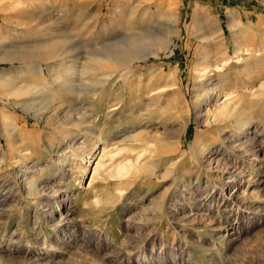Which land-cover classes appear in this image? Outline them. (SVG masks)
<instances>
[{
    "label": "rangeland",
    "instance_id": "1",
    "mask_svg": "<svg viewBox=\"0 0 264 264\" xmlns=\"http://www.w3.org/2000/svg\"><path fill=\"white\" fill-rule=\"evenodd\" d=\"M1 8L9 43L63 42L64 53L52 61L0 62L13 84L54 85L61 60L75 70L73 85L115 83L99 100L59 95L74 102L46 124L34 111L40 105H32L45 98L23 108L0 92V111L17 122V137L31 139L10 148L0 124V264H264V0H0ZM169 13L178 17L179 35L168 49L129 71L109 57L129 53L128 40L146 31L164 38ZM221 45L231 56L236 45L249 54L216 69ZM204 52L211 67L203 81L218 90L205 103L234 91L238 106L210 124L195 97L194 66ZM160 70L174 71L177 85L149 101L150 89L164 83L155 80ZM86 112L88 122L78 123ZM245 116L249 123L239 125ZM154 133L173 146L159 142L151 153L145 141ZM197 139L204 148L192 158ZM132 144L154 171L111 169L137 159L126 149ZM104 145L117 154L111 165L104 157L89 181ZM181 153L177 172L172 161Z\"/></svg>",
    "mask_w": 264,
    "mask_h": 264
},
{
    "label": "bare ground",
    "instance_id": "2",
    "mask_svg": "<svg viewBox=\"0 0 264 264\" xmlns=\"http://www.w3.org/2000/svg\"><path fill=\"white\" fill-rule=\"evenodd\" d=\"M0 10H2V8ZM169 15L170 16L167 17L166 22H167V25L171 28V30L167 31L166 36H164V38L161 37V39H159V38L153 39L149 35V32L146 31L144 34H142V36L139 34L141 36L140 38H133L132 37L128 40L127 44H128V48H130L129 53H127V54L125 53V55L110 54L109 57L116 59L118 62L120 61L122 63H125L127 65V71H129L131 63H133L135 61L147 59L150 56H156L159 54V52L168 49L172 40H173V35H176V36L179 35V30L177 28V22H179L178 17L174 13H169ZM232 18H234V16H232ZM4 19H7V18H4ZM236 24H238V23L236 22ZM2 26L3 25L0 23V62H9V61L11 62L14 60H22V59L30 58V57L31 58H39V59H42V61L43 60L44 61L45 60L46 61H50V60L52 61V59L59 57L64 53V50L62 48L63 47L62 41H49L45 44H38V45H32V46L27 45L25 43L24 44L9 43V39L6 36H4L5 34H3V30H2L3 27ZM230 27L234 28L232 25H230ZM8 31L10 34H12L13 32L14 33L16 32V30L14 28H8ZM153 45L155 47H153ZM113 48L115 49V47H113ZM116 48H118V47H116ZM248 48H246L244 46L236 45L234 47V50H233L234 54L231 56L230 53L228 52V50L227 51L224 50L225 48L221 45L219 50L217 49L218 54L213 59L214 62L216 63V64H214V68L218 69L220 67V65H219L220 61H223L222 65L225 66V65L230 63V59L232 60V58H235L234 62L239 61V60H243L244 56L249 54L250 48L249 49ZM224 55H226V56H224ZM221 57H223V59H220ZM199 59L201 61V64H199V65L197 64L196 66H194V70L197 71V73H199V75L196 76V78H199V80L197 81V84H196V92L197 93L195 94V97H196V101H197L196 103L198 104V106H201L202 103H205L207 101V99H209V97L213 93L216 94L218 90L215 89L214 87L213 88L209 87L208 86L209 83L205 84V81H203V79H204L203 76L206 75L207 70L211 67L209 53L204 52V54H202L199 57ZM95 61L97 63H100V60L98 58H96ZM57 62L60 63L59 72L61 75L53 76L54 77V80H53L54 85H38V84L18 85V84H13V81H10V78H9V73L12 70L8 69L5 71H0V92L1 93L6 92V95H9L11 97L16 98L15 104H18L23 108L31 105V104H29V102L35 100L37 98V96L41 97V98H45V101L43 100L44 102L39 101L38 103H32V105L34 107L38 104L40 105V107L34 108V111H35V113L38 112V114H36V115H38L37 116L38 121L44 122L46 124L49 122V117H53L56 119L59 117V114L61 112H63L62 111L63 109H65L64 104H66L67 100H69V104L74 102V101H72L71 98H68L67 100L65 99L64 101H61V100H59V95H62L65 98L69 97L68 95H73V96H76L77 98H81L84 96V94H88L91 96L92 100H99L107 88L109 90H111L114 86V83H115L114 80L110 81L109 85H104L105 81L100 82V83L104 82L102 85H73L71 83V81H73L72 79H73V75H74V71H75L73 66L70 63L69 64L66 63V60L65 61L61 60V61H57ZM202 64H204V66H202ZM50 65H52V64H50ZM155 73L157 76L155 78V80L158 79V81L159 80L164 81V83L161 85H154V87H152L150 89L151 91L156 90V92L151 93L149 95V97H148L149 101H153L155 98H157L160 95L161 89L173 88L174 85H177V82H176L175 77H174L175 76L174 71L168 72V73H165V72L162 73L160 70V71H156ZM123 74L124 73H118L117 77H123L124 76ZM108 78H111V76H108ZM139 78H140V76H139ZM209 78L207 80H209ZM116 80H117V78H116ZM145 86H147L149 88L151 85H145ZM202 90L204 92L200 93V91H202ZM247 92H248V95L252 94V91H250V90H248ZM119 98H120V96L118 95L116 97V99H119ZM236 102H237V100H236V97L234 95V91H226L223 93V98L220 102H218V99H216L212 105L205 103L206 104L205 110L203 112V117H204L205 123L210 124L212 122H219L222 119L224 120L225 118H229V117L237 114V107L238 106L236 105ZM151 105H152V102H149L147 104V108L151 107ZM92 106H93V104H92ZM82 107H83V105H82ZM29 109L31 110V108H29ZM113 109L114 108H112L110 110H113ZM68 111H71V110L67 109L66 112H68ZM84 114H86V116L80 115L81 118L78 119L79 120L78 123H82V122L86 123V122H88V119H89L88 117L92 116V112H86ZM248 120H249L248 117L245 116V117H242V119H240L238 121V123H239V125H243V124L247 125L249 123ZM78 123H76L75 125H78ZM0 124H1L3 132L6 135V143H7L8 147L11 148V146L16 142H20V143L26 142L27 143V141L31 140V139H29L30 137L28 138V136L25 134L23 136L17 137L18 136L17 135V130H18L17 122L14 119L9 118V116H7L5 113H3L1 111H0ZM177 136L178 135L175 134L174 137H177ZM65 137H67V135H65L64 138ZM179 137H181V134ZM171 141H168L166 139H161L156 133H154L145 142H146V147L151 148V153H154L157 150V145L159 142H162V146L168 149V148H171V145H172ZM53 144H56V143H53ZM180 146H181V142H180V140H178L177 148H180ZM194 146H195V148L192 149V151H191L192 152V156H191L192 158H196V156H197L196 150L197 149L201 150V152H202V150L204 148V144L202 143V140L197 139L194 142ZM135 147L136 146L134 144H132L131 147L126 148V149H129L130 152L135 153L136 152ZM23 149H21V151H23ZM122 149H125V147H122L120 150L122 151ZM26 152L24 151V153H23V155H25L23 157V159L30 158L28 153H26ZM119 152L120 151H118V153ZM116 154L117 153L115 152V150L113 148L112 149L107 148V145L102 146L99 149L96 161L94 162V166L92 167L93 169H92V173H91V176L89 178L90 179L89 181H91L93 179V177H94L93 175L96 174L97 171H99L98 170L99 168H102L103 166H105L104 162H102L104 157L110 158V160L107 159V161H109V164H110L111 160L115 157ZM136 155H138L137 159L128 158L127 161L117 162V163L113 164V167L111 169H113V171L119 175L129 174L132 170H134L135 172H141L145 169H150V170L154 171V169H153L154 166H151L150 164H146L145 161L141 162V160H140V157L142 156L141 154H138L136 152ZM21 158H22V156H21ZM88 161H90V159ZM183 162H185V161L183 158V153H181V156H179L177 159L172 161V167H173L172 169L174 170V168H175L178 172V168L180 167V165ZM106 165H107V163H106ZM106 173H108V172H106ZM7 240L11 241L12 236H10Z\"/></svg>",
    "mask_w": 264,
    "mask_h": 264
}]
</instances>
